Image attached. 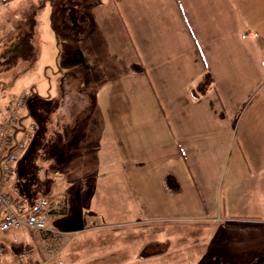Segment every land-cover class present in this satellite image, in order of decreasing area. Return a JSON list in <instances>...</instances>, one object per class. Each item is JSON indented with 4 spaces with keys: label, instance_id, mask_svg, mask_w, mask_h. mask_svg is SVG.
I'll return each instance as SVG.
<instances>
[{
    "label": "crops",
    "instance_id": "crops-1",
    "mask_svg": "<svg viewBox=\"0 0 264 264\" xmlns=\"http://www.w3.org/2000/svg\"><path fill=\"white\" fill-rule=\"evenodd\" d=\"M111 1L123 70L110 62L97 64L110 69L106 76L89 70L92 92L78 99L91 107L66 145L59 135L54 142L67 156L51 177L55 185L63 176L60 191L48 195L62 193L58 214L68 219L51 216L53 227L92 228L85 213L113 226L101 213L110 210L105 180L115 173L128 180L142 221L261 223L264 0ZM94 26L83 37H96Z\"/></svg>",
    "mask_w": 264,
    "mask_h": 264
},
{
    "label": "rangeland",
    "instance_id": "rangeland-1",
    "mask_svg": "<svg viewBox=\"0 0 264 264\" xmlns=\"http://www.w3.org/2000/svg\"><path fill=\"white\" fill-rule=\"evenodd\" d=\"M41 1L44 4L37 14V65L33 71L19 75L18 68H9L6 64L14 61L11 45L18 41L16 36L24 28L18 25L24 22L29 8ZM67 1L70 3L68 13L65 11ZM112 9L110 0H90L87 4H81V0H0V107L18 91L30 92L28 109H24L26 119L40 127L14 165L13 177L5 185L9 193L26 200L31 195L46 194L49 188L60 191L63 176H59L55 185L51 177L56 160L66 158L67 152L64 148H55L51 153L52 140L58 139L53 134L60 131L59 138L66 145V132L74 122L73 117L90 104L91 100L84 95L78 99L80 92H92L91 86H86L92 80L89 70L93 73L97 69V74L103 73V76L111 74L109 68L98 67L107 62L117 63L119 70H123L119 62L122 46L115 45L118 21ZM66 15L75 19V26L66 21ZM88 22L95 24L99 33L96 37L66 38L75 30H83ZM64 26L69 27L64 30ZM107 29L112 34L105 39L102 33ZM259 47L262 49V44ZM80 51L84 62L71 63L69 58L65 62L62 58ZM60 66L66 76L63 99L58 77ZM79 80L84 85L81 86ZM105 183L109 195L105 207L110 210L103 211L101 217L106 224L115 223L113 226L99 225L92 214L85 213V217L80 215L92 228L70 231L66 227L69 235L64 234L60 242L46 240L38 231L28 228L0 231V240L7 247L5 258L10 260L13 253L30 249L40 259L59 256L63 264H264V212L262 222L253 220L249 227L226 225V220L221 218L222 224L216 225L168 218L160 223L158 219L142 221L144 213L129 189L128 180L115 173L110 174ZM58 213L53 214L56 219L66 222L68 218L62 219ZM132 220L138 221L131 223Z\"/></svg>",
    "mask_w": 264,
    "mask_h": 264
},
{
    "label": "built area",
    "instance_id": "built-area-1",
    "mask_svg": "<svg viewBox=\"0 0 264 264\" xmlns=\"http://www.w3.org/2000/svg\"><path fill=\"white\" fill-rule=\"evenodd\" d=\"M26 97L25 91L18 92L5 107H0V231L28 228L67 234L65 231L53 229L49 223L52 212L65 206V197L62 194L45 195L27 202L10 195L4 189L13 175L14 165L37 129L34 121L21 120ZM5 245L0 240V264H63V259L59 256L40 259L30 249L21 250L10 261L5 258Z\"/></svg>",
    "mask_w": 264,
    "mask_h": 264
},
{
    "label": "trees",
    "instance_id": "trees-1",
    "mask_svg": "<svg viewBox=\"0 0 264 264\" xmlns=\"http://www.w3.org/2000/svg\"><path fill=\"white\" fill-rule=\"evenodd\" d=\"M89 2H90V0H81V4H87ZM43 4H44V2L41 1L37 5H33L31 8H29V12L27 14H25V16L23 18L24 22L25 21L26 22L25 23L23 22V23H21V24L18 25V27L24 26V28L22 29L21 34L18 33V35L16 36L18 41L15 42V43H13L11 45V47H13L12 50L14 51V54H13L14 61L11 60V62H6V64H7V67H9V68H11V67L12 68H15V69L18 68L19 69V75H21V74L24 75L25 73L26 74L29 73L30 71L34 70L35 69V66L37 65V61H38V57H39L38 50H37L38 47H37V44H36L37 14H38L39 10L41 9V7L43 6ZM61 5H62V3H61ZM69 9H70V3H69V1H67L66 7H65V11L68 13ZM74 20L75 19L70 18L69 15H66V21L69 22V24L71 26H75ZM64 22H65V20H64ZM91 26H92V23L91 22H88L87 26L83 30H80V31H76L75 30L72 34L66 35V38L73 39V38L83 37V36H85V35H87L89 33V31L91 29ZM68 27H65L64 26L63 29L64 30L66 28L68 29ZM62 58H64V61L65 62H66V59H68V58H69L68 59L69 62H71V63L84 62V55H83V53H81V51L79 53L71 56V57H68L67 55H63ZM62 70H64V69H63L62 66H60V68H59V82H60V89H61L60 93L63 94L62 96H65L66 95L65 94L66 93V91H65V89H66V84H65V78H66V76L63 75ZM69 72L70 71H68L67 73H69ZM64 73H66V72H64ZM78 77H79V75H78ZM206 83H207V76L204 78V81L198 86L199 88H201V90L203 92L205 90ZM80 85L82 86L81 81H80ZM83 88H84V86H83ZM26 94H27L26 102L24 104V108L22 110V116H21V120L22 121H24L26 119V117H27L26 112L24 111V109H26V108L28 109V106H29L28 102L30 101V95H31V93L30 92H27ZM62 96H60V97H62ZM9 100L3 105V107H5L7 105V103L9 102ZM90 107L91 106L89 104L86 109H84L80 114L76 115V117L74 118V122L71 125V128H70L69 132H66L67 133V138L75 130L76 125H77V122H78V119L81 116H83L89 110ZM39 128L40 127H39V124H38V128L37 129H39ZM53 135L56 138L58 137V135L60 137V134L58 133V131L55 132ZM32 138H31V140H32ZM31 140L29 141V143L31 142ZM59 140H61V138ZM55 141L56 140H54V141L52 140V143H53L54 147H50L49 148V150L51 151V153L53 152V149L56 147V143H54ZM58 142L60 143V141H58ZM29 143H28V145H29ZM12 177L13 176H11L10 179ZM4 189H5V191L7 193H9V191H7L6 188H4ZM9 194L12 195V196H15V197L22 198L19 195H13L11 193H9ZM46 194L48 195L49 194V191ZM46 194H44V195H46ZM44 195H40V196H44ZM27 202H29V201H27ZM57 212L58 211H53L52 212V215L55 214V213H57ZM52 228L53 229H56L53 226H52ZM58 230H60V229H58ZM38 233L41 234L42 237L45 238L46 240H53L55 242H60L63 239V237H64V234H58V233H55L53 231H48V230L47 231L46 230H41V231H38ZM15 255H16V253H13L12 254V258L15 257Z\"/></svg>",
    "mask_w": 264,
    "mask_h": 264
}]
</instances>
